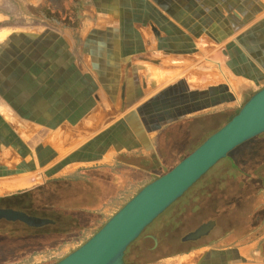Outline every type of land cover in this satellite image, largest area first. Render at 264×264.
<instances>
[{"label": "crops", "instance_id": "1", "mask_svg": "<svg viewBox=\"0 0 264 264\" xmlns=\"http://www.w3.org/2000/svg\"><path fill=\"white\" fill-rule=\"evenodd\" d=\"M38 2L44 21L0 38V142H22L31 152L21 154L25 162L36 159L45 180L59 185L58 233L16 249L6 263L95 234L111 207L171 171L264 88V0ZM228 166L244 186L261 179L264 191L248 163L241 173ZM206 184L160 215L143 238L152 248L132 243L125 264L147 250L156 258L142 264H264L253 241L225 244L232 230L222 220L178 234ZM67 215L75 222L66 227ZM211 222L207 235L184 240Z\"/></svg>", "mask_w": 264, "mask_h": 264}, {"label": "rangeland", "instance_id": "2", "mask_svg": "<svg viewBox=\"0 0 264 264\" xmlns=\"http://www.w3.org/2000/svg\"><path fill=\"white\" fill-rule=\"evenodd\" d=\"M39 4L38 0H0V36L5 35L12 29H29L35 27L33 26L34 23L44 21L43 16L45 15L42 13L43 11ZM259 137L260 139L257 143L232 151L226 160L220 164L218 163L217 166L204 175L184 195L185 198L197 189L198 186L201 187L203 183H207L205 193L202 194V197L195 205L196 214H191L190 211L192 210L189 209L182 216L184 225L178 234L187 232L189 229L208 219H219L222 220L219 224H222V227L224 225L226 226V228H223L225 231L229 232L232 230L228 234L232 238H227L225 244L241 245L253 241L251 243L252 245H255V247L257 245L258 249H264V225L261 224V219L264 218V191L259 190V184L257 183H254L253 186H244L239 177L236 178L231 174L232 170L228 166L229 163L237 172L239 171L241 173L244 171L245 166V170L247 169L248 163V167H251L248 168V170H251H249L250 172H254L255 176L258 175L257 178L262 176L264 178V134ZM8 144L15 149L13 151H10V149L5 151L6 149L2 148V146L7 147L9 146ZM34 145L31 148L33 150V156L35 154L38 158L37 142ZM26 147L19 141L15 143L9 141L0 142V155L2 154L5 157L4 159L0 158L2 165L6 163L5 161L7 160L5 159L7 156H15V153L18 154V158H14L11 161L12 164H9V166L0 165V199L12 196L23 197V207L30 209L32 213H36L37 208H39L42 215H50L52 211L47 208L44 210L43 207L50 200H55L60 195L59 185L57 189L54 186V180H45V174L36 165V159L31 158L30 161L25 162L27 157H22L21 154L28 153L31 155V152ZM238 152L239 162L236 161ZM47 156H53L51 150ZM221 165L222 168L219 170ZM39 187L45 188L39 190ZM121 207H111L105 219L107 220L113 216ZM164 214L165 212L162 215ZM62 218V224L66 227L69 226L70 222H75L69 215L67 217L65 216V218L63 216ZM150 229L151 227H148L137 241L132 244L130 247L132 250L137 245H140L141 242L144 243L145 247L152 248V241H143V238ZM44 230L48 231L50 228ZM28 234H30L29 230L23 226H11L0 222V264H55L88 241L90 235L94 234V231L88 234L87 232H83L77 236L66 238V242L58 244L54 251L47 252L45 255L42 253L44 255L41 254L43 257L34 254L24 263H19V259L6 263V257L13 251L21 247L25 248L27 245H33L27 241ZM257 234L263 236V238L261 240L258 239ZM147 251H144L138 257L137 264H142L156 258V254H151Z\"/></svg>", "mask_w": 264, "mask_h": 264}, {"label": "water", "instance_id": "3", "mask_svg": "<svg viewBox=\"0 0 264 264\" xmlns=\"http://www.w3.org/2000/svg\"><path fill=\"white\" fill-rule=\"evenodd\" d=\"M263 134L264 88L256 92L224 127L171 171L145 186L88 241L55 264H125L124 256L129 246L160 215L232 151ZM0 219L33 225V220L13 211L0 210ZM213 226V222L205 224L184 240H197L207 235Z\"/></svg>", "mask_w": 264, "mask_h": 264}, {"label": "flooded vegetation", "instance_id": "4", "mask_svg": "<svg viewBox=\"0 0 264 264\" xmlns=\"http://www.w3.org/2000/svg\"><path fill=\"white\" fill-rule=\"evenodd\" d=\"M44 188L45 187H39L38 189L43 190ZM55 200L54 199L50 200V202L43 207L44 210L45 208L50 209L52 211V214L42 215L40 213L41 210L39 208H37L36 213H32L30 209L23 207V203H24L23 197L12 196V197L0 199V210L21 213L25 215L27 219L33 220L32 222L33 225L20 220L8 221L6 219H0V222L11 226L14 225L23 226L30 232V234H28L27 241H29L31 244L34 245L38 244L42 240L41 237H43L44 235H48V237H53L55 234L58 233V229H56L57 227H55V225H52L53 224L52 221L54 222V218L57 217V213H58V211L56 210L57 203ZM34 224L37 225L34 226ZM46 228H50V230L45 231L44 229Z\"/></svg>", "mask_w": 264, "mask_h": 264}, {"label": "trees", "instance_id": "5", "mask_svg": "<svg viewBox=\"0 0 264 264\" xmlns=\"http://www.w3.org/2000/svg\"><path fill=\"white\" fill-rule=\"evenodd\" d=\"M260 139V137H257V138H255V139H253V140H251V141H248V142H246V143H244L243 145H241L240 147H238V148H236L235 150H239L241 147H243V146H247V145H250V144H255V143H257L258 142V140ZM234 150V151H235ZM257 182H262V180L261 179H258V180H254V183H257ZM191 190V189H190ZM184 195H186V194H184ZM126 254V253H125ZM126 257V256H125Z\"/></svg>", "mask_w": 264, "mask_h": 264}, {"label": "bare ground", "instance_id": "6", "mask_svg": "<svg viewBox=\"0 0 264 264\" xmlns=\"http://www.w3.org/2000/svg\"><path fill=\"white\" fill-rule=\"evenodd\" d=\"M2 37H4V35H2V36H0V38H2ZM184 70V69H183ZM151 78V77H150ZM153 79V78H152ZM219 79V78H218ZM215 80H216V78H215ZM53 145V144H52Z\"/></svg>", "mask_w": 264, "mask_h": 264}]
</instances>
